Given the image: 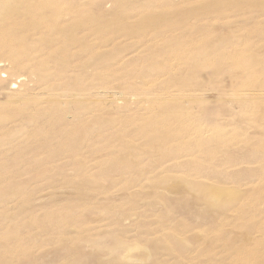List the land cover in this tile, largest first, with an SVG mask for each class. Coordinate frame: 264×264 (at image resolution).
<instances>
[{
	"label": "rangeland",
	"instance_id": "rangeland-1",
	"mask_svg": "<svg viewBox=\"0 0 264 264\" xmlns=\"http://www.w3.org/2000/svg\"><path fill=\"white\" fill-rule=\"evenodd\" d=\"M236 26L242 33L249 28L246 23ZM210 29L212 34H220L217 24ZM252 38L259 48V40ZM262 51H254L258 58L253 66L246 64L231 72L205 68L193 77L152 76L150 79L157 83L198 82L196 94L188 99L184 111H176L186 115L184 120L169 119L168 129L177 131L179 138L159 148L146 144L141 133H132L121 141L110 138L98 144L100 149L92 154L73 157L63 153L49 158V149L55 148L51 141L54 136L45 132L53 128L55 118L69 120L79 110L69 91L76 80L80 81L78 69L48 82L50 90L58 89L60 104H51L48 98L25 104L9 98L13 91L0 88V112H22L5 124L12 149L0 154V160L14 161L16 166L10 176H15L18 197L2 209L19 217L14 224L2 223L6 226L4 234L19 225L22 241L17 247L23 252L21 256L27 255L23 264L43 257L44 264H77L81 256L85 259L80 264H264ZM115 62H109L108 69ZM21 79L23 84L33 82L31 93H39L40 86L34 84L30 73H22ZM132 79L141 82L139 77ZM110 84L106 94L96 99L94 109L99 117L115 113L128 121L132 118L128 112H138L141 121L147 117L161 119L167 109L166 103L152 97L141 100L123 86ZM192 87L182 88L188 90L184 94L193 93ZM58 108V113L51 112ZM41 109L50 111L47 117H40L37 112ZM193 141L199 144L197 148H188L187 143ZM44 142L51 146L46 149L41 146ZM173 150L176 154L171 155ZM158 155L168 157L160 161ZM192 184L234 188L239 191V202L219 210L200 200L192 192ZM242 200L258 204V216H238ZM29 222L33 225L28 230ZM88 240L107 246L118 240L138 244L139 248L131 253L135 261L128 262L122 259L123 252L97 251ZM154 240L159 242L158 253L150 248ZM212 253H216L214 257Z\"/></svg>",
	"mask_w": 264,
	"mask_h": 264
},
{
	"label": "bare ground",
	"instance_id": "bare-ground-1",
	"mask_svg": "<svg viewBox=\"0 0 264 264\" xmlns=\"http://www.w3.org/2000/svg\"><path fill=\"white\" fill-rule=\"evenodd\" d=\"M261 17H264V0H0V88L13 91L9 98L25 104L47 98L51 99V104H60L61 97L56 96L58 89L50 90L52 85L48 82L64 72L78 69L80 81L76 80L69 91L73 105L79 110L69 120L55 118L53 128L44 131L48 137L54 136L51 141L55 148L49 149V158L63 153L73 157L92 154L100 149L98 144L110 138L121 141L132 133H141L146 144L159 148L168 140L179 138L177 131L168 129L169 119L184 120L186 115L178 112H183L188 99L195 96L198 82L157 83L150 78L172 74L193 77L205 68L231 72L246 64L253 66L258 58L254 51H264V18ZM244 23L249 25L247 32L242 33L239 26L234 28ZM213 24L218 25L220 34L211 33ZM253 36L259 40V48L256 41H252ZM113 60L119 61L108 69L106 65ZM26 72L32 75L34 84L40 86L39 93H31L33 82L23 84L21 74ZM134 77L141 78V82L132 81ZM110 83L123 86L141 100L152 97L166 103L167 109L159 116L161 119L147 117L141 121L137 118L138 112H128L132 117L128 121L115 113L99 117L94 105L99 95L106 94ZM25 86L29 88L27 91L23 90ZM187 86H193L194 92L184 94L188 90L182 88ZM51 112L58 113L59 108ZM21 113L18 110L0 112V154L12 149L5 124L16 117L13 115ZM37 113L47 117L50 111L41 109ZM187 145L195 148L199 144L193 141ZM41 146L51 145L44 142ZM167 157L158 155L162 158L160 161ZM9 162L0 160V173H3L0 178V264H23L27 255L21 256L23 252L17 247L22 241L19 225L3 233L6 226L2 221L14 224L12 222L19 217L2 209L18 197L14 192L15 176H10L16 166L14 161ZM191 190L205 204L219 210H227L239 202V191L234 188L192 184ZM242 201L238 216H258V204ZM17 214L22 215L23 211ZM32 225L27 224L28 230ZM87 243L103 253L123 252L122 259L126 261H132V251L139 248L138 244L128 245L118 240H113L110 246L96 240ZM150 244L153 253L160 252L159 242L154 240ZM42 259L30 264H44V257Z\"/></svg>",
	"mask_w": 264,
	"mask_h": 264
}]
</instances>
